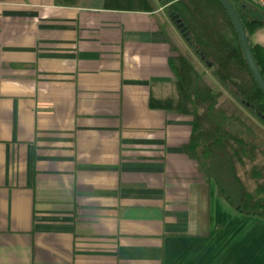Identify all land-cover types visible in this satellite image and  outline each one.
Instances as JSON below:
<instances>
[{
  "label": "crops",
  "instance_id": "obj_1",
  "mask_svg": "<svg viewBox=\"0 0 264 264\" xmlns=\"http://www.w3.org/2000/svg\"><path fill=\"white\" fill-rule=\"evenodd\" d=\"M160 6L0 1V264H264V220L184 152ZM264 47V28L251 36Z\"/></svg>",
  "mask_w": 264,
  "mask_h": 264
},
{
  "label": "trees",
  "instance_id": "obj_2",
  "mask_svg": "<svg viewBox=\"0 0 264 264\" xmlns=\"http://www.w3.org/2000/svg\"><path fill=\"white\" fill-rule=\"evenodd\" d=\"M2 1V0H0ZM264 80V47L251 40L264 12L228 0ZM75 4L76 0H60ZM104 8L153 11L160 6L176 34L166 33L174 80L148 106L191 117L183 146L216 194L235 211L264 220V93L256 84L233 24L218 0H102Z\"/></svg>",
  "mask_w": 264,
  "mask_h": 264
},
{
  "label": "water",
  "instance_id": "obj_3",
  "mask_svg": "<svg viewBox=\"0 0 264 264\" xmlns=\"http://www.w3.org/2000/svg\"><path fill=\"white\" fill-rule=\"evenodd\" d=\"M221 5L223 6L224 10L226 11L228 17L230 18L233 27L235 29L237 38L239 40L243 55L245 57L247 66L256 82L258 87L261 89V91L264 93V80L260 74V72L257 69V66L253 60V57L250 52V48L247 42V38L245 36V33L243 31L241 22L239 20V17L237 13L235 12L234 8L230 4L228 0H218Z\"/></svg>",
  "mask_w": 264,
  "mask_h": 264
},
{
  "label": "built area",
  "instance_id": "obj_4",
  "mask_svg": "<svg viewBox=\"0 0 264 264\" xmlns=\"http://www.w3.org/2000/svg\"><path fill=\"white\" fill-rule=\"evenodd\" d=\"M247 3H250L254 6H256L257 8H259L261 11L264 12V0H243Z\"/></svg>",
  "mask_w": 264,
  "mask_h": 264
}]
</instances>
